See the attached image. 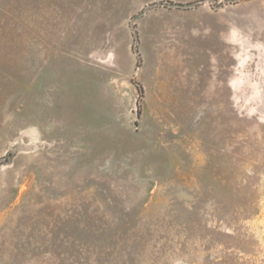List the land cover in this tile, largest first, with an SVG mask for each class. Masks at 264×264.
Returning <instances> with one entry per match:
<instances>
[{
    "label": "rangeland",
    "instance_id": "obj_1",
    "mask_svg": "<svg viewBox=\"0 0 264 264\" xmlns=\"http://www.w3.org/2000/svg\"><path fill=\"white\" fill-rule=\"evenodd\" d=\"M0 264H264V0H0Z\"/></svg>",
    "mask_w": 264,
    "mask_h": 264
}]
</instances>
